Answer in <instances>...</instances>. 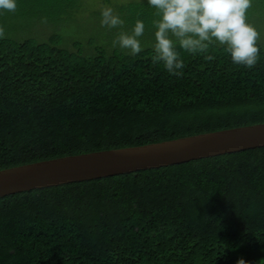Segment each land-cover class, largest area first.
Masks as SVG:
<instances>
[{
  "label": "trees",
  "instance_id": "obj_1",
  "mask_svg": "<svg viewBox=\"0 0 264 264\" xmlns=\"http://www.w3.org/2000/svg\"><path fill=\"white\" fill-rule=\"evenodd\" d=\"M16 5L0 10V170L264 123V0L246 11L254 68L177 47L179 76L151 61L146 0ZM105 7L124 24L101 27ZM137 19L142 51L125 55L112 40ZM240 259L264 264V147L0 198V264Z\"/></svg>",
  "mask_w": 264,
  "mask_h": 264
},
{
  "label": "clouds",
  "instance_id": "obj_2",
  "mask_svg": "<svg viewBox=\"0 0 264 264\" xmlns=\"http://www.w3.org/2000/svg\"><path fill=\"white\" fill-rule=\"evenodd\" d=\"M153 9L154 43L151 45L153 64H161L170 75H182L184 61L179 49L189 53L205 52L209 45L223 46L235 65L252 69L258 62L259 33L247 22L250 0H146ZM16 0H0V10L14 11ZM100 25L108 29L124 24L111 7L100 12ZM145 24L137 19L129 32L121 31L112 40V47L135 56L142 51L140 37ZM237 264H246L243 259Z\"/></svg>",
  "mask_w": 264,
  "mask_h": 264
},
{
  "label": "water",
  "instance_id": "obj_3",
  "mask_svg": "<svg viewBox=\"0 0 264 264\" xmlns=\"http://www.w3.org/2000/svg\"><path fill=\"white\" fill-rule=\"evenodd\" d=\"M264 147V123L141 146L65 156L0 170V198L72 182Z\"/></svg>",
  "mask_w": 264,
  "mask_h": 264
},
{
  "label": "rangeland",
  "instance_id": "obj_4",
  "mask_svg": "<svg viewBox=\"0 0 264 264\" xmlns=\"http://www.w3.org/2000/svg\"><path fill=\"white\" fill-rule=\"evenodd\" d=\"M94 1H95V0H94ZM86 2H88V3H89V2H93V0H90V1H89V0H86ZM85 9L87 10V9H89V7H88V6H85ZM84 14H85L84 16H86V12H85Z\"/></svg>",
  "mask_w": 264,
  "mask_h": 264
}]
</instances>
